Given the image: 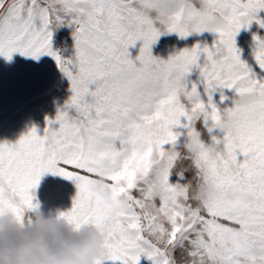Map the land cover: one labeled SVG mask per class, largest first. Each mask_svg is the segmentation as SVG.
Here are the masks:
<instances>
[{"label": "snow or ice", "instance_id": "obj_1", "mask_svg": "<svg viewBox=\"0 0 264 264\" xmlns=\"http://www.w3.org/2000/svg\"><path fill=\"white\" fill-rule=\"evenodd\" d=\"M261 9L264 0H0V56L47 54L71 86L42 133L0 142V212L23 220L38 209L35 190L52 173L77 188L60 217L106 234L97 264H264V38L254 35L251 61L236 40L264 27ZM61 26L72 29L71 57L53 49ZM204 32L218 38L152 54L163 34ZM225 89L233 106L221 108L213 93L223 102ZM214 129L223 135L206 140ZM99 180L110 198L94 190ZM199 183L221 195L193 201Z\"/></svg>", "mask_w": 264, "mask_h": 264}, {"label": "crops", "instance_id": "obj_2", "mask_svg": "<svg viewBox=\"0 0 264 264\" xmlns=\"http://www.w3.org/2000/svg\"><path fill=\"white\" fill-rule=\"evenodd\" d=\"M196 2L198 4L199 0ZM256 15L264 20V9ZM71 32L72 29L68 26H61L54 31L53 49L65 57L74 54ZM254 35L264 38V27L253 23L248 28H242L236 37L242 59L246 61L252 60ZM217 38L218 34L210 32L192 34L187 38H181L177 33L163 34L152 45V54L167 60L170 55L185 47L190 48L197 42L211 45ZM141 44V41H137L136 45L129 49L133 59L138 56ZM187 79L197 82L200 79L199 70L194 68ZM199 87L203 89V85ZM224 95L228 99L223 102L220 100V91L213 93V98L221 108L233 106L234 90L225 89ZM70 96V81L59 70L53 57L44 54L36 59L14 53L11 60H8L0 56V142L15 143L34 126L42 133L46 127V119H55L58 110L65 107ZM202 98L207 102L206 94H203ZM212 134L222 136L223 132L214 129L210 134L205 130V139H210ZM76 191L73 181L46 173L35 190V196L39 209L45 215L56 216L72 207ZM140 264H151V261L142 257Z\"/></svg>", "mask_w": 264, "mask_h": 264}, {"label": "clouds", "instance_id": "obj_3", "mask_svg": "<svg viewBox=\"0 0 264 264\" xmlns=\"http://www.w3.org/2000/svg\"><path fill=\"white\" fill-rule=\"evenodd\" d=\"M94 190L108 199L110 189L102 180ZM193 201L206 203L221 195L206 183L190 186ZM106 234L91 224L76 228L66 220L45 215L39 208L23 220L11 211L0 212V264H97L105 256Z\"/></svg>", "mask_w": 264, "mask_h": 264}, {"label": "rangeland", "instance_id": "obj_4", "mask_svg": "<svg viewBox=\"0 0 264 264\" xmlns=\"http://www.w3.org/2000/svg\"><path fill=\"white\" fill-rule=\"evenodd\" d=\"M56 65H57V64H56ZM65 77H66V76H65ZM60 85H62V84H60ZM60 85H59V86H60ZM181 139L183 140L184 138L182 137Z\"/></svg>", "mask_w": 264, "mask_h": 264}]
</instances>
